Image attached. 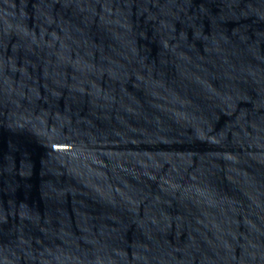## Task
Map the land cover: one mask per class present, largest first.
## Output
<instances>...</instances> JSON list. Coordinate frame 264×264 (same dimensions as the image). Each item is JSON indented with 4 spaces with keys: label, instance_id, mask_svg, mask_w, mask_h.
Returning <instances> with one entry per match:
<instances>
[{
    "label": "water",
    "instance_id": "obj_1",
    "mask_svg": "<svg viewBox=\"0 0 264 264\" xmlns=\"http://www.w3.org/2000/svg\"><path fill=\"white\" fill-rule=\"evenodd\" d=\"M0 264H264V0H0Z\"/></svg>",
    "mask_w": 264,
    "mask_h": 264
}]
</instances>
